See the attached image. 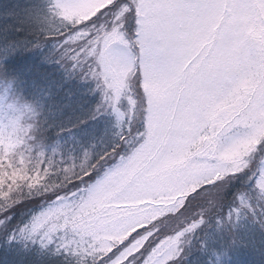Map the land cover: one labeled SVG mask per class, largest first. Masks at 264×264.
<instances>
[{
	"label": "snow or ice",
	"instance_id": "1",
	"mask_svg": "<svg viewBox=\"0 0 264 264\" xmlns=\"http://www.w3.org/2000/svg\"><path fill=\"white\" fill-rule=\"evenodd\" d=\"M116 4L117 0H52V16L73 29L52 35L64 38L67 47L61 58L67 56L74 67L93 58L85 76L100 82L104 102L113 109L136 77L145 101V124L132 139L121 137L126 150L88 184V197L71 206L70 215L61 214L70 205L57 194L55 204L20 232L29 237L42 234V243L45 238L51 243L56 233L70 230L72 218L102 190L135 169L159 170L175 178L190 177L174 210L165 216L170 221L200 209L191 221L160 236L158 225L165 216L150 224L129 217L118 222L114 239L99 246L89 239L87 247L72 251L94 257L97 264H172L183 251L180 241L204 223V204L219 205L225 178L243 171L247 157L264 142V0H129L119 7L110 29L88 30ZM129 13L137 25L131 45L120 30ZM13 52H4L0 59ZM127 99L134 107L131 97ZM19 146L0 145V199L10 198L22 185L41 188V174L48 175L43 162L32 174L23 158L18 167L12 156ZM118 149L120 145L114 146L97 161L108 160ZM98 167L96 162L82 167L75 179L90 181ZM257 187L264 192V174ZM234 216L238 217L236 209L228 219ZM146 233L151 235L144 239ZM61 247L70 248L67 242Z\"/></svg>",
	"mask_w": 264,
	"mask_h": 264
},
{
	"label": "trees",
	"instance_id": "2",
	"mask_svg": "<svg viewBox=\"0 0 264 264\" xmlns=\"http://www.w3.org/2000/svg\"><path fill=\"white\" fill-rule=\"evenodd\" d=\"M123 2L117 0L116 7L100 17L113 18ZM49 5L48 0H0V56L14 50L12 55L0 59V76L11 83L14 98L31 112V116H22V127L12 134L20 143L12 160L17 163L23 158L29 174L38 170L41 162L48 169L46 178L43 174L40 176L41 188L29 189L22 185L10 198L0 199V211L7 219L5 228L12 230L10 236H0V264H78L70 253L44 248L36 239L27 241L18 235L32 215V211L23 207L37 203L38 198L52 199L58 191L64 193L67 185L73 184L67 177L80 182L75 176L82 167L93 162L99 164L98 168L105 166L122 150L121 137L131 139L123 125L117 126L111 112L107 115L100 109L97 112L100 99L95 92V81L85 76L92 65L91 57L76 67L67 56L61 58L67 46L62 37L52 33L60 28L65 34L73 30L55 22ZM92 25H88V30L95 27ZM126 32L134 36L131 28L127 27ZM116 145L120 149L108 160L97 161V157L110 153ZM17 166L20 165L17 163ZM244 181L241 179L235 185ZM233 235L234 243L221 241L223 248L215 253L222 256L224 250L231 251L227 263L220 264H235V258L240 264L241 261L242 264H264V228L260 223H240ZM212 242L210 245H217L216 239ZM206 254L191 259L205 264Z\"/></svg>",
	"mask_w": 264,
	"mask_h": 264
},
{
	"label": "rangeland",
	"instance_id": "3",
	"mask_svg": "<svg viewBox=\"0 0 264 264\" xmlns=\"http://www.w3.org/2000/svg\"><path fill=\"white\" fill-rule=\"evenodd\" d=\"M48 1L51 4L52 0ZM128 3L129 0H124L122 5ZM118 6L120 7L121 5ZM54 19H56L55 22L60 24L57 18ZM101 20H103V22ZM96 21L98 22L92 25L95 26V28L104 26L110 29L113 26V18H111V16H107L105 19H103L102 16L96 19ZM99 22L100 24L97 26L96 23ZM121 23L123 27L120 30L124 33L125 39L131 45L136 39L137 30L134 15L131 13L126 14L123 20H121ZM59 24L58 28L62 27L61 24L59 27ZM127 27L133 30V37L126 32ZM90 30H92V28H90ZM62 40H64V38H62ZM76 43H83V41H77ZM91 59L93 65L94 60L93 58ZM94 81L95 92L100 99V105H102L99 108L100 111L103 115L111 112L115 117L117 126L120 127V125H123L128 131L129 137L131 139L135 137V133L142 130L146 119L144 108L145 101L138 87L136 77H132L129 81V91L127 93V96L131 97V100L134 101V107L128 102L127 96H124L115 109L104 102V94L101 88L98 87L100 82L96 79H94ZM11 90V83L0 76V145H3L5 148H9L14 142H18L17 139H15L17 136L15 135L14 138L12 134L16 128L18 130L22 127V116H31L28 107L20 104V102L14 98ZM29 118L30 117H28V119ZM28 119L24 122L25 124L28 123ZM126 147L127 146L124 145L121 151H125ZM121 151L118 155L112 157L105 166L98 168L96 172H94L95 175L92 180L68 184L64 193L61 194L59 191L57 192L62 198H66V203L70 205L65 212L61 213L62 215H70L72 212L71 206L80 204L82 200L88 197V193L84 191V189L87 188L88 184L94 183L95 180L103 174L106 166H110L116 161L118 156L122 153ZM247 163L248 166L243 171L234 176L229 175L225 178L223 181L224 190L219 205L215 202L204 204V223L194 230V232L186 234L182 241H180V247L183 251L172 264H197V262L194 261L195 255H205V252H208L205 256V264L227 263L228 259H230L229 255L231 251L224 250L222 256L216 255L215 253L222 250L223 244L220 243L221 241L234 243L233 234L237 225L245 221H250L257 225L260 223L262 228H264V192H261L257 187L260 176L264 174V142L259 144L256 150L247 157ZM188 179H190V177H185L184 179L175 178L159 170L144 172L143 167H141L128 173L125 179L108 186L105 190L98 193L95 199L91 200L82 209L79 215L72 218L69 222L70 230L56 233L51 243H46V238L45 243H42V234L29 237L27 233H21L20 229L17 233L27 241L36 239L44 248H52L54 251L60 250L64 253L72 254L78 264H97L94 257L87 256L84 253L74 254L72 249L75 248L79 250L82 245L87 247L89 239H92L97 246L114 239L118 231L116 227L118 222L127 220L129 217L133 218V222L135 220H141L150 224L158 217L165 216L166 212L174 210L173 205L176 204L177 198L181 196V190L185 187L186 180ZM241 179L245 181L239 186H236L235 184H238V181L241 182ZM242 201L249 207H245L244 204L241 203ZM55 202V196L52 199L46 200L44 198L41 200L38 198L37 203L31 205L27 204L23 207L26 211H32L27 225L33 221L34 217L47 210L50 206L54 205ZM233 209L238 210V217L234 216L233 219L229 220L228 215ZM199 211L200 209L192 210L190 214L170 221L165 216V222L158 225L161 229L159 235L166 236L169 231L177 225L182 226L183 224H187ZM5 218L4 212L1 210V237H4L6 234L10 236L12 232V230H6L7 219ZM73 228L78 229L79 234L73 231ZM153 231H155V229H153ZM150 235L151 233H146L144 239H147ZM214 239H216V246L210 245L213 243L212 241ZM66 242L70 246L69 249L61 247V245ZM140 243L142 244L143 240H141ZM191 257L194 260H192ZM235 260L237 261L238 258H235L233 262L235 264H240ZM198 264L200 263L198 262Z\"/></svg>",
	"mask_w": 264,
	"mask_h": 264
}]
</instances>
